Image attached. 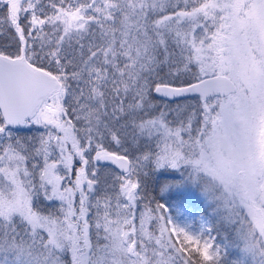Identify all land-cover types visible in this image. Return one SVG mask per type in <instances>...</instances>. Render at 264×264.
<instances>
[{
    "label": "snow or ice",
    "instance_id": "6c2138e0",
    "mask_svg": "<svg viewBox=\"0 0 264 264\" xmlns=\"http://www.w3.org/2000/svg\"><path fill=\"white\" fill-rule=\"evenodd\" d=\"M0 264H264V0H0Z\"/></svg>",
    "mask_w": 264,
    "mask_h": 264
},
{
    "label": "rangeland",
    "instance_id": "374dc122",
    "mask_svg": "<svg viewBox=\"0 0 264 264\" xmlns=\"http://www.w3.org/2000/svg\"><path fill=\"white\" fill-rule=\"evenodd\" d=\"M170 197H173V199H170ZM193 199L195 200V204L197 203V201H201L200 202L199 209H198V215H196V212H194L192 208L188 207V205L186 204V202H184L185 199H179V198H177L175 196V194H172V195L165 194V198L163 200H160V202H162V203H168L170 206L176 205V206H179L181 208L187 209L188 211H190L192 213V215L194 217L198 218L201 214H203L205 212V210L203 211V208L207 207V205L196 194L187 196V198H186V200H189V201L190 200L192 201ZM172 211H173V214L175 215V207H172Z\"/></svg>",
    "mask_w": 264,
    "mask_h": 264
},
{
    "label": "trees",
    "instance_id": "16d2710c",
    "mask_svg": "<svg viewBox=\"0 0 264 264\" xmlns=\"http://www.w3.org/2000/svg\"><path fill=\"white\" fill-rule=\"evenodd\" d=\"M153 194L156 195L155 193H153ZM157 199H160V197L157 196ZM170 199H173V197H170ZM184 202H186V204L188 205V207L192 208L193 211L196 212V215H198V209H199V206H200V202L201 201H197V203L195 204V200L194 199L192 201L191 200L189 201V200H186V198H185ZM204 210L206 211L207 210V207L203 208V211Z\"/></svg>",
    "mask_w": 264,
    "mask_h": 264
}]
</instances>
